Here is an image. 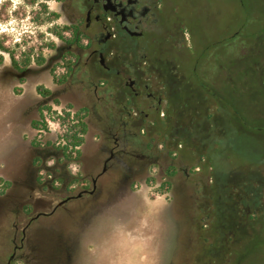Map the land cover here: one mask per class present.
<instances>
[{"label": "flooded vegetation", "instance_id": "af4514ba", "mask_svg": "<svg viewBox=\"0 0 264 264\" xmlns=\"http://www.w3.org/2000/svg\"><path fill=\"white\" fill-rule=\"evenodd\" d=\"M55 1L49 54L23 65L0 42V125L6 130L30 127L26 140L8 131L15 142L5 152L0 214L13 210L15 221L22 225L18 230L14 223L15 236L4 264L17 260L40 264L41 257L48 255H59L58 264L63 255L66 264H74L82 255L84 264H93L113 232L119 233L122 245L139 240L144 249L153 247L154 229L164 221L160 219L163 208L151 211L147 189H167L168 210L180 205L181 197L169 191L171 181L151 184L156 176L150 166L157 165L158 155H154L153 138L144 139L155 131L156 123L170 117L163 95L169 87L170 52L180 51L184 40L183 32H174L165 0ZM177 73L179 83L196 86L178 68ZM181 84L179 90L188 88ZM38 86L46 90L42 93ZM53 106L73 108L78 114L84 109L83 141L94 137L91 132L103 134L108 139L104 152L96 148L89 158L80 152L75 158L79 167L68 169L70 156L64 155L63 146L55 145L57 135L45 127L44 111L52 113ZM167 129L162 126L157 135L166 136ZM170 147L167 142L159 144L158 150ZM49 152L50 158L45 156ZM108 171L113 172L112 178L103 180ZM212 184L202 182L180 199H191L181 204L189 208L186 216L191 227L213 214ZM59 207L69 212L70 223L65 229L51 230L55 250L43 254L38 235L44 226L31 228V222L40 215H53ZM180 232L166 264H190L181 257ZM195 237L205 242L210 234L198 232ZM209 256L204 262L203 255L202 264H228L226 254Z\"/></svg>", "mask_w": 264, "mask_h": 264}, {"label": "rangeland", "instance_id": "374dc122", "mask_svg": "<svg viewBox=\"0 0 264 264\" xmlns=\"http://www.w3.org/2000/svg\"><path fill=\"white\" fill-rule=\"evenodd\" d=\"M42 4L45 5V9ZM165 4L174 32L184 33L181 50L170 52L171 65H175L181 71L184 79L199 83L201 79H212L219 65L224 66V71L234 67L232 71H235L239 80L234 82V85L244 91V99L238 103L239 113L231 107L225 110L231 119L246 118L248 121L244 126V133L238 135L243 138V143L239 142L236 146L231 144L229 151L222 147L221 135L214 136L215 140H221V145L217 149L211 148L208 151L212 159L211 166L202 164L195 154L183 146L175 149V155L168 158L163 151L158 150L164 136L157 135V130L171 118L169 117L166 122L156 123L155 131L144 137L145 140L149 137L153 138L151 142L157 150L154 154L158 155L157 165L150 166V172L156 176L155 183L165 180V169L169 164L174 165L176 171L170 177L173 184L169 191L182 198L186 197L185 193L194 192L205 180L211 182L213 178H209L210 172L216 171L215 181L210 186L213 214L208 221L201 218V222L197 221L196 226L191 227V221L186 216L189 208L181 206L182 202L188 203L191 199L188 197L183 201H180L181 198L177 199L180 203L179 207L175 202V207L168 210V203L164 199L168 196L165 193L168 190L158 191L157 187H152L146 191L148 205L152 212L163 208L160 219L164 218V221L154 229L153 247L144 249L139 240L128 241L131 246L122 245L119 233L113 232L105 244L106 247L96 253L92 262L93 264H166L173 252L172 245L177 244V234L179 235L181 231L179 238L181 257L190 264H194L193 260H196V264H202L204 254L207 261L209 255L214 253L219 258L224 254L229 256L228 264H264V81L262 78L259 83L257 76L259 72L256 67H252V63L257 59H264V0H246L244 5L240 0H165ZM56 6L55 0H36L33 4L27 3L26 0H0V42H3L19 60L27 56L35 59L41 54H49L48 43L54 40L51 12ZM255 12L260 13L259 19L263 21L254 17ZM234 59H238V62L234 63ZM244 60L247 62L246 66H243ZM44 83L49 84L48 81H43L42 84ZM182 91L181 94L187 99L185 105L189 102L191 104L193 94L191 93L189 97L187 89ZM169 92L173 97V91ZM189 115L195 116L192 105L180 108L178 117L171 119L170 129L172 130L174 125L177 129L183 128L182 126L191 118ZM199 118L202 119V115H198ZM232 133L231 127L230 133L226 132L225 135L231 138ZM90 135L94 137L87 136L79 149L81 155L86 158H89L96 148L98 152H104V148L108 145V139L103 134L91 132ZM251 156L257 159L263 157V159L254 167H243L246 163H250L248 159ZM78 167L77 162L71 165L72 169ZM112 174L113 172L108 171L103 175V180L105 178L110 180ZM257 198L261 199L262 204L256 205L257 217L250 220L246 217L252 229L245 233L243 223L236 217L243 216L239 210L241 213H247L244 207H248L249 201H256ZM240 200L247 205L242 208L238 206ZM201 202L203 200L200 197ZM208 202L206 200V203ZM14 214L13 210H5L0 214V264H4L9 255L12 239L15 236L14 223L17 224L18 230L22 225L15 221ZM178 214L181 215V219ZM69 218V212L59 207L53 215H40L32 220L31 228L44 226L40 227L38 235L39 241L42 239L40 252L50 254L55 250V240L51 230L65 229L70 223ZM202 225L204 227H201ZM204 231L210 234L209 239L205 242L195 241V235ZM82 257L83 255L74 264H84ZM59 262H61L59 255L42 256L40 259V264ZM14 264L25 263L17 260ZM62 264H66L64 255Z\"/></svg>", "mask_w": 264, "mask_h": 264}, {"label": "trees", "instance_id": "16d2710c", "mask_svg": "<svg viewBox=\"0 0 264 264\" xmlns=\"http://www.w3.org/2000/svg\"><path fill=\"white\" fill-rule=\"evenodd\" d=\"M27 3L33 4L36 0H26ZM246 0H240V2L244 5ZM43 9H45V5L42 4ZM254 17L259 19L261 17L260 13L255 12ZM260 21H263L262 19H259ZM259 41L261 39H258ZM252 48V47H251ZM252 50V49H251ZM12 52V51H11ZM263 57V56H262ZM37 59V56L36 58ZM21 62H24V64L27 63V61L30 60V57H24L20 59ZM234 63H237L238 59H234ZM237 61V62H236ZM247 65V62L243 61V66ZM222 65L218 66V70L216 74L212 77L210 80H203L202 82L195 83V87H188V83L186 81H183L188 88L187 89L189 93V97L192 95V103L185 105L186 103V97L185 95H182L181 91L178 89L181 83H179L180 77L177 73V68L170 65V75L168 76L167 85H169L168 89L163 93L164 97L167 99L166 109L168 110V114L170 115L171 119H175L178 117V114L180 112V108H183L185 106L192 105V111L195 115L194 117H191L189 115V122L185 123L183 128L177 129L174 125V127L171 128V119L168 120L166 124H163L165 128L167 129V135L164 136V140L161 141L159 144H166L167 142L171 143L170 149L167 151L164 150L165 157L172 158L175 155V150L172 148V146H177L180 144L183 146V148L189 149L191 153L195 154L196 157L202 164L206 166H211V157L209 156L208 151L213 148L217 149L219 145H221V140H215L214 136L221 135L223 146L225 150H230L231 144L237 145L239 142L243 143V138L238 137V135L241 136V134L244 133V126L248 123L246 118L237 119L234 117V119H231L229 115L227 114V111L225 108H233L234 111L239 113L238 109V103L242 102L244 99V91L238 87L237 85H234V82H238V77L235 74V71H232L234 67H230L229 69H226V71L223 70ZM252 67H256L257 71L259 72L258 79L259 83L261 79L263 78L264 81V59H257L255 62L252 63ZM252 69V68H251ZM173 70V73H171ZM177 73V74H176ZM182 76V75H181ZM251 78V77H250ZM242 82L243 80L240 79ZM184 84H181L183 86ZM37 90L40 92H44L46 89L42 86H38ZM169 91H173L172 93L174 96L172 97L170 95ZM186 91V93H187ZM181 103V105H179ZM84 109H79V116L83 119V112ZM198 115H202V119H198ZM173 122V120H172ZM81 130L85 131V122L84 120L80 122ZM232 127V137L226 136L230 133V129ZM225 131V132H224ZM165 134V132H164ZM68 142L71 144H81L83 142V137H75L74 135H71L70 138H67ZM234 146V147H235ZM62 151L65 156L69 157L70 154L67 152V146H63ZM236 151V150H235ZM235 153V152H234ZM80 154V150L78 149L76 152V156ZM262 158H253L251 156L250 163H246L243 167H254L256 163H258ZM175 167L172 164H169L167 168L165 169V175L166 179L162 181V184L168 183L170 181V177L174 175L175 173ZM216 172V171H215ZM215 172H210V177L213 178L211 182H205L207 183H214L215 181ZM1 181V179H0ZM152 182H155L154 178H152ZM2 192V188H0V193ZM240 203L238 206L242 208L246 203L244 201H239ZM250 203V205H249ZM248 207H244V211H248V215L246 216V213L240 214L243 216H237L239 222H242L244 225V231L245 233L249 232L252 228L249 227V220L252 218L257 217V210L256 205H261V199H258L256 201H249ZM237 214V213H236ZM248 217L249 220L246 218ZM240 218V219H239ZM248 224V226H246ZM252 227V226H251ZM227 240L230 239L227 237ZM220 260V259H219ZM229 263V256H227V260ZM204 262L206 260L204 259ZM220 262V261H219Z\"/></svg>", "mask_w": 264, "mask_h": 264}, {"label": "built area", "instance_id": "2783aa9c", "mask_svg": "<svg viewBox=\"0 0 264 264\" xmlns=\"http://www.w3.org/2000/svg\"><path fill=\"white\" fill-rule=\"evenodd\" d=\"M53 112L44 111L46 114L45 127L48 131L54 132L57 135V141L55 145L67 146V152L70 154L69 169L71 171L76 170L71 168V165L76 162V152L80 149L81 144H71L67 138L71 135L75 137H83V131L80 127V122L83 119L79 116L73 108H66L61 106H53ZM49 112V113H48ZM2 182L0 181V187Z\"/></svg>", "mask_w": 264, "mask_h": 264}, {"label": "crops", "instance_id": "0c3cea01", "mask_svg": "<svg viewBox=\"0 0 264 264\" xmlns=\"http://www.w3.org/2000/svg\"><path fill=\"white\" fill-rule=\"evenodd\" d=\"M8 131H13L19 135L20 138L25 139L27 138V135L29 134L30 127L29 126H13L9 128V130H6L3 125H0V179L5 182L6 176L2 173V169L5 163V152L6 149L15 142V138L11 137ZM46 157L50 158L53 155L49 152L45 155ZM1 194V193H0Z\"/></svg>", "mask_w": 264, "mask_h": 264}]
</instances>
